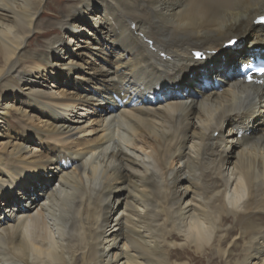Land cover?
<instances>
[{"label": "bare ground", "instance_id": "obj_1", "mask_svg": "<svg viewBox=\"0 0 264 264\" xmlns=\"http://www.w3.org/2000/svg\"><path fill=\"white\" fill-rule=\"evenodd\" d=\"M52 1L0 0V264H264V81L235 73L264 0ZM81 23L93 107L42 89Z\"/></svg>", "mask_w": 264, "mask_h": 264}, {"label": "rangeland", "instance_id": "obj_2", "mask_svg": "<svg viewBox=\"0 0 264 264\" xmlns=\"http://www.w3.org/2000/svg\"><path fill=\"white\" fill-rule=\"evenodd\" d=\"M49 1H52V0H49ZM102 11H103L102 7L101 6L98 7V13H102ZM41 19L52 20V19H49V18L47 19V18H43V17ZM89 25H91V23H87V24L81 23L80 27L82 30H80L76 34L75 38L69 37L70 41H72L70 45H72V48L74 49V51L67 53L66 56L63 57V59H61V58L56 59L54 56V58L52 59V63L55 64L56 66L52 65L51 67L48 68L49 71H51V74L46 75V78H47V81L45 82L46 87H44V88L42 87V89L46 90V91L52 90L56 93H61V91H62L64 93L77 94V95H81V96L85 95V94L93 95L95 99L93 98L92 100H90V102H92L93 104L89 105L90 107H93L92 105L97 103L96 100L98 99V97H97L98 92L97 91L94 92V90H93V88L95 87V84H94L95 80H92L90 82H88L86 80H87V78L90 77L89 68L93 64H98L101 61L98 58H96V56L94 54H93V56L90 55L93 52H95L96 50H92L93 51L92 52L89 48H87V46H86L87 44L80 42L83 38H88V39L90 38L88 33L90 32L91 27ZM58 34H61V33H57V35ZM243 41H245V39H243ZM29 43L27 45L28 51H33V50L41 51L44 48L43 45H44L45 41H44V39L37 38L35 36V37L30 38ZM89 46H96V45H89ZM66 52H67V48H66ZM76 52L80 56L79 55L74 56V53H76ZM195 57H196V55H195ZM86 61H88V62H86ZM67 63H70V64L65 65ZM77 64H79V65H77ZM70 65L72 66L71 68H69ZM238 65L239 64H236V68ZM84 67H86V68H84ZM223 70H227V69H223ZM223 70L220 71V75L218 74L219 77H221L220 79H222L226 76V71H223ZM87 89H90L92 92H89V90H87ZM2 102H3V100H2ZM18 103H20V106L23 109H27V111H30L31 105H30V102L26 99V97L20 96ZM90 107H86L85 109H88ZM34 112L37 115L39 114L35 110H34ZM89 117H91L92 119L95 118L94 116H91V115ZM6 125L7 126H5V127H0V142L6 139L5 136H11V135L15 136L17 134L23 133V129H22V127H19V125L17 126L16 124L11 123V122H8ZM45 143H46L45 140H43V139L37 140V138H32L31 141L29 142V144H31V145L33 144L32 146L37 148L38 152L41 151L43 153V155H44V149H41L39 146L45 147L46 146ZM52 173H53V175H55L54 172H52ZM44 174L49 175V172H45ZM55 180H56V177L51 178V179L49 178V180H46V181H49L50 185L53 186L54 183L56 182ZM34 192H38V189L34 190ZM35 194L36 193H34V195ZM19 203H20V201H19ZM9 205L10 204L5 203L4 205L0 206V215L3 214V212H5L6 209L9 208Z\"/></svg>", "mask_w": 264, "mask_h": 264}, {"label": "snow or ice", "instance_id": "obj_3", "mask_svg": "<svg viewBox=\"0 0 264 264\" xmlns=\"http://www.w3.org/2000/svg\"><path fill=\"white\" fill-rule=\"evenodd\" d=\"M261 22H264V17L261 18ZM195 55H196L197 58H201V55H202V54L199 53V52H197V53H195ZM260 71H261V72H264V69H261Z\"/></svg>", "mask_w": 264, "mask_h": 264}]
</instances>
